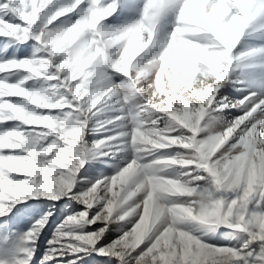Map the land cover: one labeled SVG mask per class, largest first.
<instances>
[{
	"label": "snow or ice",
	"instance_id": "1",
	"mask_svg": "<svg viewBox=\"0 0 264 264\" xmlns=\"http://www.w3.org/2000/svg\"><path fill=\"white\" fill-rule=\"evenodd\" d=\"M119 2L0 0V40L33 46L0 50V218L30 200L72 208L43 247L53 213L37 220L12 264H264V100L220 95L264 0H145L138 22L107 26ZM210 109L244 111L203 137ZM121 152L122 168L83 182ZM193 189L215 190L211 215H186Z\"/></svg>",
	"mask_w": 264,
	"mask_h": 264
},
{
	"label": "rangeland",
	"instance_id": "2",
	"mask_svg": "<svg viewBox=\"0 0 264 264\" xmlns=\"http://www.w3.org/2000/svg\"><path fill=\"white\" fill-rule=\"evenodd\" d=\"M144 2L145 0H120L119 12L111 20L107 21L106 25L115 28L130 26L138 22L141 19ZM72 3L73 0H55L53 7L59 8L69 6ZM173 24V14H169L164 20H162L154 43L155 52H159L163 49L164 42L168 33L172 30ZM4 48H7L9 53H14L15 58L17 59L29 56L33 51L32 42H29L28 45H13L10 41L0 40V50ZM231 55L233 58L231 73L228 81L222 87L220 95L227 96L232 102H234L233 99L240 98L241 100L247 97L245 94L240 95L236 90L234 79L241 75L244 77L246 90L252 88L257 90L258 88L257 93H259L258 95H263L261 100H264V20L256 21L255 24L246 31L244 37L238 43ZM5 58L10 57L6 55ZM23 75H25V73L21 72L19 76H13L12 80L19 79ZM166 81L167 74L162 78V82ZM243 111L244 109L229 110L227 113H224L226 116V119L224 120L219 113L210 109L209 115L204 121L205 131L202 132L201 135L207 137L210 134L223 131V128L227 123L231 122L236 116L241 115ZM106 115L108 118H111L113 115H123V113L109 112ZM257 116L259 118H264V112H261L260 114L258 113ZM101 119H103V117H101ZM99 138L100 136H90L88 140L91 142ZM175 155L176 150L170 149L164 153H154L147 156L142 162L147 163L148 161L160 157H172ZM129 159H131V153L125 155L121 152L113 155L111 158H105L104 161L100 163H93L90 161L88 167L90 169L94 168L97 171L92 177L83 182L88 183L90 180L91 183H95V180L101 179L103 174L104 178L110 177L119 168H122L124 163ZM47 212H52L53 215L48 220V227L44 229V233L41 235V247H43L47 244V240L53 238V231L56 229L57 225L61 224L65 216L72 214V208L68 207L65 202L61 201L59 204L54 205L48 201L30 200L27 204L17 206L10 216L0 218V261H4L5 264H12L14 258L20 255L21 250L28 246L25 241L26 233L32 228L37 220L43 219ZM89 230L91 231L94 229ZM216 235L218 236L219 233ZM118 236L119 233L111 232L110 229L109 241L117 239ZM239 241L240 237L237 236L232 243L239 247ZM89 259L91 260V258ZM97 259L99 260V258ZM99 264H107V262L100 261ZM112 264H115V262H112Z\"/></svg>",
	"mask_w": 264,
	"mask_h": 264
},
{
	"label": "clouds",
	"instance_id": "3",
	"mask_svg": "<svg viewBox=\"0 0 264 264\" xmlns=\"http://www.w3.org/2000/svg\"><path fill=\"white\" fill-rule=\"evenodd\" d=\"M201 87H203V85H201ZM145 91L150 93L151 89L146 88ZM186 194L195 197L186 215L191 216L193 219H201L211 215L215 201L214 189L209 191L193 189L190 193Z\"/></svg>",
	"mask_w": 264,
	"mask_h": 264
},
{
	"label": "bare ground",
	"instance_id": "4",
	"mask_svg": "<svg viewBox=\"0 0 264 264\" xmlns=\"http://www.w3.org/2000/svg\"><path fill=\"white\" fill-rule=\"evenodd\" d=\"M257 46V45H256ZM235 81V85H236V90H237V92L241 95V94H245L247 97H249V96H251L252 97V101L251 102H258V101H260L261 100V97L263 96H261V94L260 95H258L259 93H257L258 91V88H257V90L256 89H248V90H246V84H244V77H242L241 75H240V77H237V78H235L234 79ZM261 90V89H260ZM234 100V102L235 101H239L240 100V98L238 99V98H236V99H233ZM261 112H259V114H260ZM220 114V116H222L223 118H224V120L226 119V116H225V114L224 113H219ZM104 178V174L101 176V179H103Z\"/></svg>",
	"mask_w": 264,
	"mask_h": 264
}]
</instances>
